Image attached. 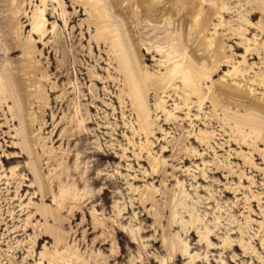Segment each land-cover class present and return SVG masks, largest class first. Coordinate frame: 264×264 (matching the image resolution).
<instances>
[{"label":"rangeland","instance_id":"1","mask_svg":"<svg viewBox=\"0 0 264 264\" xmlns=\"http://www.w3.org/2000/svg\"><path fill=\"white\" fill-rule=\"evenodd\" d=\"M60 1L46 2L41 39L30 23L43 0H0V41L20 44L13 55L0 52V82L16 95L0 97V264H64L62 256L80 264H264V123H242L253 115L223 93L237 94L238 81L225 76L238 66L244 95L264 100V54L253 60L230 39L238 12L225 16L227 26L213 17L202 34L228 39L232 59L200 85L203 102L182 81L157 93L154 85L169 80L160 67L167 53L144 50L150 87L140 118L118 53L97 44L103 30L84 10L71 19L81 8ZM244 28L263 44L260 30ZM143 34L132 35L154 51V38L165 36ZM245 82L254 85L250 95ZM185 245L190 255L179 251Z\"/></svg>","mask_w":264,"mask_h":264},{"label":"bare ground","instance_id":"2","mask_svg":"<svg viewBox=\"0 0 264 264\" xmlns=\"http://www.w3.org/2000/svg\"><path fill=\"white\" fill-rule=\"evenodd\" d=\"M48 1L49 0H43V6L45 8L39 9L31 18L32 22L30 23V25L32 24L33 35H39L41 39L47 35V30L45 28L47 21L45 16L47 13L46 2ZM51 1H58L61 3L60 0ZM208 1L209 0H109V2L105 4L99 0H72L73 4H76L81 10H76L74 17L71 19L75 21L77 18L81 17L82 10H84L85 14H90L91 18L94 20L90 25H93L97 30H100V32L101 29L103 30L100 34L101 36H99L101 41L97 40V44H111L118 53V59L122 65L121 71L126 78L127 86L131 90V97L135 102L134 109L137 111L139 117L143 118L146 103L145 91L150 87V81L144 76L141 68V64L145 63V61L140 60V56L144 50L147 51L148 55H153L156 52L157 54L167 53V60L160 67L167 72L166 77H168L169 80L167 83L157 82L154 85L157 93L166 91L168 85L172 83L182 81L184 87L190 94L195 95L201 102L208 97L202 95L203 92L200 89V85H204L211 76L217 75L218 73H216V71H222L225 67H230L229 65L232 64V59L228 58L225 53V40L228 39L202 38V34L208 31L209 23L212 21L213 17L223 20L221 26H227L229 23L224 21L225 16H230L238 12L239 20L234 22H240L241 25H244L242 27L239 24L237 29H233V35L230 39L232 41H241L235 49H245V53L252 56L253 58L251 59L253 60L264 54V0H247L246 5L242 4L240 8L231 7V4L235 2L232 0ZM204 4L208 6L206 13ZM14 8H16V6ZM10 9L13 8H9V11H11ZM240 10H242V12ZM14 11L16 10H13V12ZM93 12L96 15H94ZM244 12L245 14H243ZM12 17L21 21L23 15L13 13ZM62 17L65 25H67L68 21L64 19L65 13L62 14ZM259 18L260 20L256 24H253V21ZM176 21H178L182 27L178 35H175L173 33L174 30H172V28L175 27ZM134 25L135 27H133ZM217 27L216 25L215 28ZM244 27L253 28V30L257 28V30H260L263 44L261 45L259 39L255 38L254 40H248L245 38L247 29ZM139 32L140 35L141 33H155L165 34V36L161 38H157L156 36V38H154V40L156 39V43L159 44L154 51L152 48H144L145 44H142V40L140 41L138 37L135 38L136 35H132ZM9 34H11V32ZM13 41L14 38L8 39L7 37L4 38V42L0 41V52L11 53V55L18 52L16 48L20 47V44ZM251 42L253 43L251 44ZM253 46L255 48H253ZM169 47H171V49L165 50ZM204 59V63H201ZM253 67L254 65H252V69ZM3 71L5 75H7V69L5 67H3ZM245 77V72L241 71L238 66H234L233 72L229 71L225 78H235L236 81H238L240 86L236 89L237 94H232L226 87L223 88V93L227 99H233L234 96H236L238 101L231 105L253 115L252 119H243L242 123L247 126L250 125L251 127L255 126L256 129H259L264 123V100H259L261 104L254 103L250 96L244 95V89L241 90L240 88L241 83L245 81ZM240 78H242V81ZM8 79L10 80V76H8ZM244 86H249L248 95H250L251 88L254 86L253 83L245 82ZM1 87V98L3 97L5 101L15 100L16 95H14L12 92L13 90H11V83H1ZM257 87H264V72L262 73L261 81L257 82ZM18 89L20 90L21 87L19 86ZM211 102L214 105H220L222 99L212 98ZM78 111L79 108L77 107V112ZM254 113L257 114L256 118L254 117ZM260 118L262 121H260ZM84 122V119H80V126ZM82 132H84L83 129ZM53 162L54 160H49L50 164H53ZM73 197L74 196L70 197L69 200L72 201ZM81 200L82 199H79V201ZM95 227L97 228L96 223ZM122 233L124 232L120 230L119 234ZM208 235L209 232L207 235H203L202 240H208ZM209 246H211V244H209ZM179 251L182 254H189V247L187 245L182 246ZM170 255L173 256L172 253H170ZM191 258L195 261L198 257L195 255ZM60 259L64 261V264L81 263L80 257L70 258L62 256Z\"/></svg>","mask_w":264,"mask_h":264}]
</instances>
